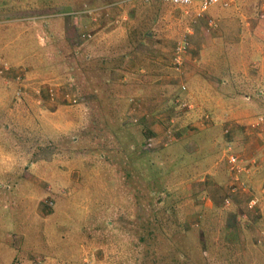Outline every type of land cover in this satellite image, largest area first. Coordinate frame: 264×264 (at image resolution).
I'll use <instances>...</instances> for the list:
<instances>
[{"label": "rangeland", "instance_id": "rangeland-1", "mask_svg": "<svg viewBox=\"0 0 264 264\" xmlns=\"http://www.w3.org/2000/svg\"><path fill=\"white\" fill-rule=\"evenodd\" d=\"M123 1L111 0L118 5L110 15L101 11L92 21L78 12L103 8L105 0H0V64L36 85L18 99L14 137H1L0 264H264V215L247 229L238 218L247 196L231 197L228 153L219 146L230 133L235 154L257 149L264 125L251 129L264 123V109L252 116L256 127L251 121L232 134L208 128L212 113L200 125L202 117L197 123L189 114L194 108L174 106L180 96L192 105L183 76L193 63L178 73L171 61L186 19L166 4ZM240 1L247 12L235 11L234 2L207 14L220 9L236 13L238 22L260 19L262 1ZM209 32L204 22L195 26L192 60ZM202 60L194 62L201 72ZM118 64L125 71L110 77ZM253 66L241 64L249 73ZM214 69L221 78L218 63ZM5 86L12 105L16 86ZM9 117L4 111L1 123ZM190 126L197 130L185 134ZM210 176L229 191L216 195L205 186L202 193ZM206 199L220 204L208 209Z\"/></svg>", "mask_w": 264, "mask_h": 264}, {"label": "crops", "instance_id": "crops-1", "mask_svg": "<svg viewBox=\"0 0 264 264\" xmlns=\"http://www.w3.org/2000/svg\"><path fill=\"white\" fill-rule=\"evenodd\" d=\"M246 1L252 3L253 0ZM259 1H262L264 5V0ZM234 2L236 3L234 5L235 11L240 9L239 11L245 13L249 9L245 2L242 3V1L239 2V0H234ZM236 6H238V8H236ZM262 9L264 10V7H262ZM223 14L228 15L230 18L222 17ZM234 14L236 13L220 9L211 11L212 16H219V18L215 19L218 22L216 28L219 27L214 29L216 30L215 32H213V29L210 30L209 34L205 37L208 43L203 45V50L201 52L199 51V55L193 60L192 51L194 49L197 50V46L193 43L195 42L196 35L191 38L187 60L192 61L193 67L186 68L189 71L185 72L183 76L190 91L189 96L192 98L191 107L194 108V111L189 113L191 118L193 117L195 119L198 117L197 123H199L202 112L205 114L212 113L214 123H210L211 126L208 124V128L216 130L217 128L226 127L231 130L232 134L234 132L236 133L238 128L248 126L251 121L250 127H256L254 125H257V122H255L254 119L252 120V116L254 113H258L256 111L264 109V19H258L255 16L238 22V19L233 17ZM201 23L203 24V22ZM77 24L80 23L78 22ZM215 34L217 38L213 36ZM215 44L219 47L218 54L214 53ZM198 58L203 59L202 64H204V69L202 72L197 69L199 65L194 64V62H198ZM248 61L249 63L251 61V65H254L253 67L255 68V71L251 73L246 72L241 67V64ZM217 63L219 64V74L221 78H218V71L214 69ZM120 70L124 71V69L120 67L117 71L110 74V77L118 75L116 72H120ZM245 82H247L248 85L245 86ZM5 84L8 86L11 85L12 87L16 86L14 85L13 74L8 73L6 76H0V115L2 116L4 111L10 115L9 120L6 122L1 123L0 119V142L2 141L1 137L3 131H5L8 138H13L14 134L10 133L9 130H13V128L16 129L18 127L17 124L21 123L14 115V110H17L19 102L14 99L15 101L11 105V103L7 101L8 94L5 92ZM33 85L36 86L34 83H30L26 85V87L30 86V88H32ZM38 88L35 87L34 90L36 91ZM50 112L54 113L55 111L53 109ZM210 118L212 119L211 116ZM24 121H26V119H23L22 122ZM263 125L264 123L258 125L256 129H251V132L256 133L260 131ZM193 126L195 125L193 124ZM250 127L248 126L246 129ZM161 128V126H153V129L157 132L160 131ZM192 129L197 130L192 126L183 130H185V134H189L188 132L192 131ZM206 129L207 128L200 129V131H205ZM257 135L260 138V141L256 142L257 149L253 150L254 147H250V149H247V152L245 151L240 154L236 153V155L243 160L240 178L245 188L235 194H230L231 197L232 195L236 196V201H239L241 196H247L245 199V207L238 216L239 219L246 223V226L241 225L240 227L244 226L246 229L252 226V223H248L249 220L253 222L256 221L253 219H259V213L264 215V151L262 150L263 144L261 142L264 136H261L262 134L260 133ZM231 139L230 133L224 135L223 139L219 142V146H224L225 151L231 148L232 151L235 152ZM2 153H4V148L1 146L0 157H2ZM222 173L225 175L224 171H222ZM0 174H2L1 171ZM208 179H210V182L204 185V187H201V190H203L202 193L209 189H206L205 186H209L215 191L213 194L217 195L220 191L223 194V189L225 187L228 189V185L232 183L230 182L227 186H223V183L219 182L218 177L210 176ZM257 183L259 184L257 185ZM251 186L256 187L257 191L255 193L251 192L252 195H249L247 192L251 191V189H249ZM235 199H233V204ZM252 200L255 201V205L252 209H248L247 204L249 206ZM218 204L220 203L217 200L211 201V199H206L204 203L208 209H215ZM235 204L237 206L240 205L238 202ZM250 232L252 233L251 229Z\"/></svg>", "mask_w": 264, "mask_h": 264}, {"label": "built area", "instance_id": "built-area-1", "mask_svg": "<svg viewBox=\"0 0 264 264\" xmlns=\"http://www.w3.org/2000/svg\"><path fill=\"white\" fill-rule=\"evenodd\" d=\"M132 1H140L142 3H156V4H166L171 6L174 10H179L182 14V16L186 19V24L183 30V33L175 40L174 42V47L172 51V66L173 69L180 73L182 68L185 66L188 56H189V49H190V37L194 33L195 26L200 23L202 19L205 18V14L207 13L208 9L210 7H215V6H220L223 9L229 8L233 3L234 0H129L127 2L123 1L122 3H129ZM121 4V3H120ZM118 5L117 3H111L108 5H105L103 8L101 7H95V8H88L85 7V9L81 12H78L80 14H85L87 13V16L91 18L92 21H97V18L100 15V12H104L105 16L110 15L112 9ZM125 18V17H124ZM260 19H264V13L260 14L259 16ZM109 19V18H108ZM112 21V19H111ZM117 20L115 21V23ZM216 22L212 18H207L206 19V30L210 31L213 28H216ZM82 36L88 35L87 33H82ZM8 73H12V69L5 64H0V74L3 75H8ZM14 84L16 85V92H15V97L18 100L20 98V95L22 93L25 94V88L26 85L23 83V78L21 75H15L14 76ZM41 88V87H40ZM38 88L36 90V93L41 94V89ZM179 88H180V93H185L187 92V87L185 83L179 82ZM47 96L51 100L53 99V89L49 87L47 88ZM67 97V95H66ZM39 99H42L39 96ZM133 102V100H131ZM174 106L179 107L181 109H190L192 108V105H189V103L183 99L181 96L176 97L173 103ZM131 116V115H130ZM202 121L200 122V125L203 124L204 119L206 120L209 115L204 114L201 116ZM133 123H137L138 120L133 117L132 118ZM258 122L262 123L263 118L259 117ZM146 149H151L153 147V138H148L146 140L145 144ZM228 155L226 156V161H227V168L230 173V178H231V185L230 186V191L232 193H237L241 189H244V184L240 182V173L242 172V163L243 160L236 155L231 148H228L227 151ZM230 199H225L224 203L225 206L228 207L231 204ZM255 205V201L252 200L249 203V207H253Z\"/></svg>", "mask_w": 264, "mask_h": 264}, {"label": "trees", "instance_id": "trees-1", "mask_svg": "<svg viewBox=\"0 0 264 264\" xmlns=\"http://www.w3.org/2000/svg\"><path fill=\"white\" fill-rule=\"evenodd\" d=\"M104 4H105V5L111 4V0H105ZM91 6H93V5H91ZM207 18H209V16H208V14L206 13V14H205V18L202 19V20L200 21V22H204L205 27H206V19H207ZM210 18L214 19L213 16L210 17ZM121 64H122V63H121ZM121 64H118L117 67L111 68V70H118L120 67H122V68L124 69V71H125V68H124L123 65H121ZM123 64H124V62H123ZM124 71H123V72H124ZM98 87H99V85H97V86L95 87L94 90H97ZM145 144H146V141H145Z\"/></svg>", "mask_w": 264, "mask_h": 264}]
</instances>
